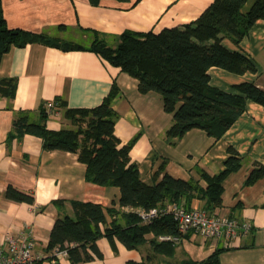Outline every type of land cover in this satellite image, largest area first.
Listing matches in <instances>:
<instances>
[{
  "label": "crops",
  "instance_id": "obj_1",
  "mask_svg": "<svg viewBox=\"0 0 264 264\" xmlns=\"http://www.w3.org/2000/svg\"><path fill=\"white\" fill-rule=\"evenodd\" d=\"M210 1L102 0L92 5L88 0H1L8 27L44 34L56 44L32 41L13 45L0 61V77H13L16 82L13 98L0 96V243L7 235L26 236L32 239L33 252L38 255L34 264H70L67 255L47 249L58 215L52 201L65 200L63 209L70 215V200L92 201L104 209L117 203L119 188L87 181L85 164L76 153L46 150L41 138L33 134L6 141L13 119L20 112L28 113L30 121H38L40 105L57 99L63 103L60 113L48 115L46 126L71 127L63 116L64 109L100 104L115 82L118 91L111 100L117 113L114 134L120 145L134 139L129 156L138 164L141 180L152 184L154 173L164 164L169 175L198 180L205 186L200 171L212 175L222 169L227 147L232 146L241 155L242 165L224 178L222 203L213 212L246 221L250 229L230 240L202 238L188 230L174 243L171 255L155 253L149 242L128 249L118 239L110 241L102 236L96 242L101 257L82 264H125L145 259L149 264H177L188 258L203 259L216 248H223L220 264H264V177L245 184L253 163L264 164L262 106L247 100L245 110L218 139L192 128L169 142L165 130L172 123V114L163 110L161 95L153 91L140 93L136 78L89 49L96 38L114 47L118 35L128 29L158 32L182 26L195 19ZM252 2L248 0L243 10ZM222 44L245 53L254 61L257 72L238 74L212 66L208 69L210 84L231 90L234 84L253 81L264 89V20H257L238 45L228 38H223ZM7 186L32 194L34 202L6 198ZM184 201L186 209L203 208V200L197 197Z\"/></svg>",
  "mask_w": 264,
  "mask_h": 264
},
{
  "label": "trees",
  "instance_id": "obj_2",
  "mask_svg": "<svg viewBox=\"0 0 264 264\" xmlns=\"http://www.w3.org/2000/svg\"><path fill=\"white\" fill-rule=\"evenodd\" d=\"M88 1L97 5L102 0ZM247 1L211 0L195 19L182 26L165 27L158 32L128 29L118 35L114 47L96 38L89 49L136 78L140 93L153 91L161 95L163 110L172 114V123L165 130L169 142L192 128H200L218 139L245 110L247 100L260 104L264 109V89L253 81L234 84L231 90L220 89L209 82L208 69L212 66L238 74L257 72L254 61L245 53L230 50L222 44V39L228 38L238 45L257 20H264V0H253L243 10ZM32 41L56 44L44 34L8 27L0 0V61L11 46H23ZM15 88V78L0 77V96L13 98ZM117 91L113 82L100 104L91 108H65L63 116L69 120L71 127L59 129L46 126L48 113L43 102L38 121H30L28 113L20 112L13 119L6 138L9 142L24 134L36 135L41 138L46 150L76 153L78 160L85 164L84 177L87 181L119 188L117 203L113 202L105 209L92 201L70 200V215L63 209L65 200L52 201L58 215L50 230L47 249L65 250L70 264H82L101 257L96 242L102 236L110 241L116 238L128 249L149 242L155 253L171 255L174 243L159 238L178 234L171 214L164 213L144 223L136 212L123 208L149 209L167 202L188 208L181 200L187 202L197 197L203 200V209L213 212L222 203L224 178L242 165L241 155L228 146L222 169L212 175L200 171L205 186H201L198 180L169 175L164 171V164L154 173L153 183L147 184L140 178L138 164L130 161L129 151L134 139L120 145L114 134L117 113L111 106V100ZM55 100L60 107L63 105ZM262 177L264 164L254 162L245 184H252ZM4 196L18 202H34L32 194L12 186L6 187ZM106 215L111 217L109 221ZM222 250L216 248L203 259L188 258L177 264H220ZM125 264H149V259L140 262L130 260Z\"/></svg>",
  "mask_w": 264,
  "mask_h": 264
},
{
  "label": "built area",
  "instance_id": "obj_3",
  "mask_svg": "<svg viewBox=\"0 0 264 264\" xmlns=\"http://www.w3.org/2000/svg\"><path fill=\"white\" fill-rule=\"evenodd\" d=\"M48 115H58L60 106L53 100L44 101ZM123 210L136 212L142 222L148 223L164 213L171 214L176 223L177 235H162L161 240H170L176 243L180 235L193 230L202 238L230 240L239 233H246L250 229V224L246 221H239L228 216H220L214 212H208L203 208L186 209L183 205L174 202H167L162 206H155L149 209L140 207H124ZM60 253L66 255L65 250ZM38 255L33 252L32 239L7 235L4 243H0V264H34Z\"/></svg>",
  "mask_w": 264,
  "mask_h": 264
}]
</instances>
